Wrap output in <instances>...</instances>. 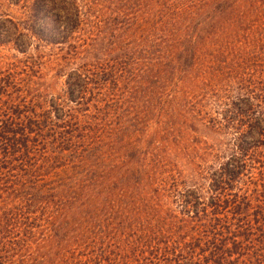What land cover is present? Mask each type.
<instances>
[{
	"label": "rangeland",
	"instance_id": "rangeland-1",
	"mask_svg": "<svg viewBox=\"0 0 264 264\" xmlns=\"http://www.w3.org/2000/svg\"><path fill=\"white\" fill-rule=\"evenodd\" d=\"M255 3L259 12L246 21L261 26L264 0ZM67 4L0 0V137L29 142L0 161V245L11 250V264H264V92L256 116L263 136L255 140L242 135L248 126L230 129L237 94L227 93L222 68H210L219 49L234 59L237 76L249 75L264 90V31L261 41L241 39L232 49L228 37L204 44L187 72L179 56L163 55L161 81L150 82L140 109L99 117L95 100L79 106L68 96V74L77 67H67L65 46L52 40L65 25L35 18L38 5L56 11ZM77 4L98 9L106 23L108 9L133 0ZM88 28L84 40L97 34ZM70 109L68 121L78 117L85 128L67 127ZM217 151L224 154L214 159ZM226 163L242 174L217 207L210 179ZM199 198L206 205L185 213V202Z\"/></svg>",
	"mask_w": 264,
	"mask_h": 264
},
{
	"label": "trees",
	"instance_id": "trees-1",
	"mask_svg": "<svg viewBox=\"0 0 264 264\" xmlns=\"http://www.w3.org/2000/svg\"><path fill=\"white\" fill-rule=\"evenodd\" d=\"M64 1H68L69 4L56 11L38 5L34 11L35 18L39 21L53 18L65 25L64 31L54 35L52 40L56 45L65 46L62 52L67 67L71 69L77 67L74 68L76 74H68V96L79 106L90 98L95 100L99 117L108 115L112 118L114 111L127 113L135 111V107L138 108V105L147 98L150 82L161 81L160 67L164 62L159 61L163 55L172 52L173 57L179 56L180 66L187 72L195 68L204 44L228 37L232 38V41H227L226 44L232 49L235 41L239 42L241 39L261 41L260 34L264 31V25L259 26L246 21L248 17L259 12L255 0H215L219 4H224L212 9L206 6L182 7L172 0H133L132 5L108 9L112 16L106 23L98 21L96 14L101 12L98 9L84 8L77 4V0ZM60 12L63 15H60ZM219 17L228 18L229 22L217 21L216 18ZM85 28H88L90 33L94 30L97 34L91 33V38L84 40L80 32H85ZM217 52L220 53L211 54L215 61L211 63L210 68L212 66L222 68L220 72L228 78L227 93L231 96L237 94L233 97L235 101H232L233 108L229 111L232 119L230 129L243 130L248 126L249 130L242 135L250 133L255 136V140L258 136L260 139V136H263L261 135L263 133H260L262 124H259L260 120L256 116L262 108L258 103V96L264 90L257 87L256 81L249 79V75L245 78L237 76L236 71L234 72V59L225 56L219 49H216ZM237 84L238 91L234 90ZM64 114L63 120L69 129L78 131L81 127L85 128L78 123V117L74 122L68 121V118L74 116L73 109ZM246 120L248 123H245ZM262 121L264 122V119ZM0 139L1 146L5 149L4 154H0V161L4 158L5 162L10 160L12 157L10 150L13 147L29 146L28 141L21 142L18 137L8 136ZM236 142L233 144L236 148L242 152L247 150L242 149L240 143ZM223 154L224 152L217 151L213 157L218 159ZM247 156L242 155L243 158ZM232 159L229 157L228 161H234ZM245 160L244 158L242 162ZM232 167V164L226 163L224 166L220 165V170H214L212 173L213 178L210 180H213V185L210 186V190L216 193L210 199L218 202L217 207H220L222 200H227V190L242 174L241 167H234L233 170ZM203 201L206 202L202 198L194 202L186 201L185 213L192 208L200 210L206 205L202 203ZM188 217L192 218L191 213ZM1 245L0 264H11V250Z\"/></svg>",
	"mask_w": 264,
	"mask_h": 264
}]
</instances>
